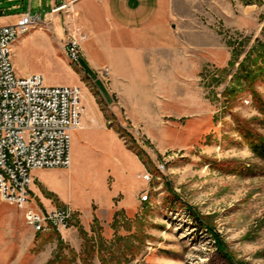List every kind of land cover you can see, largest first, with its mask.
Listing matches in <instances>:
<instances>
[{
  "label": "rangeland",
  "instance_id": "374dc122",
  "mask_svg": "<svg viewBox=\"0 0 264 264\" xmlns=\"http://www.w3.org/2000/svg\"><path fill=\"white\" fill-rule=\"evenodd\" d=\"M28 3L0 0V14ZM174 9L165 31L150 28L136 41L113 38L108 52L98 50L99 69L89 67V45L82 41L90 64H74L86 112L73 135V226L64 234L37 233L24 211L0 194V264H59V251L69 257L75 252L82 264V228L96 244L93 264H264V163L242 129L264 135V69L251 84L236 81L235 92L228 94L240 63L250 52L253 59L251 50L264 42V0H174ZM35 30L54 40L56 64L47 62L44 50L31 59L16 42V71L41 70L46 83H59V61L71 62L65 49L59 51V20L29 32ZM235 49L240 55L232 67ZM105 67L108 75L101 73ZM85 130L116 132L119 142L109 140L108 146L124 162L118 146H133L144 170L123 175L121 165L104 159L98 148L85 152ZM242 166L247 170L240 172ZM113 193H119L113 203L124 199L127 206L114 207L115 214L121 211L116 228L115 214L108 215ZM172 193L176 201L169 198ZM218 239L227 253L219 250Z\"/></svg>",
  "mask_w": 264,
  "mask_h": 264
},
{
  "label": "built area",
  "instance_id": "2783aa9c",
  "mask_svg": "<svg viewBox=\"0 0 264 264\" xmlns=\"http://www.w3.org/2000/svg\"><path fill=\"white\" fill-rule=\"evenodd\" d=\"M53 12L64 16V49L69 60L80 67L85 56L82 41L87 35L77 25L73 2L63 1ZM49 21L26 12L17 22L0 25V194L24 211L35 232L63 234L72 228L75 210L70 205L48 212L37 210L31 205L30 188L33 171L71 167L73 133L86 112L83 88L49 85L41 73L20 76L13 59L17 40ZM101 71L108 75L110 69ZM143 178L151 180L149 174Z\"/></svg>",
  "mask_w": 264,
  "mask_h": 264
},
{
  "label": "crops",
  "instance_id": "0c3cea01",
  "mask_svg": "<svg viewBox=\"0 0 264 264\" xmlns=\"http://www.w3.org/2000/svg\"><path fill=\"white\" fill-rule=\"evenodd\" d=\"M63 1L73 2L77 12V24L87 35L85 42H88L87 45H89V48L86 47L89 62H91L89 67L93 69L102 67L98 64V50L108 52V48L113 47V38L123 35L136 41L143 37L145 32L150 33V28H154V30L162 28L161 30L165 31L167 25L173 24V18L176 16L174 0H47L45 3H43V0H29L28 6L21 11L0 14V25L15 23L26 12L42 15L40 12H33L35 8L41 10L44 12L43 17H48L51 21L53 19L55 21L59 20V51H63L65 33L62 29V20L64 16L53 12L54 7ZM50 6H52V9H48ZM20 45L25 48L31 59L35 57L38 50H44L47 55V62L56 64L53 57L54 40L48 33L38 30L31 31L17 40V46ZM134 46L139 48L137 44H132V47ZM123 47L130 48L126 43ZM82 60L89 63L85 56ZM25 64L29 66V62ZM15 65H19L16 60ZM53 70L55 69L53 68ZM34 73H41L44 78L46 77V74L41 70H27L20 76ZM59 78V83L52 82L49 85H77L79 83V75L74 64L72 65L69 61H59ZM83 137L84 141L82 143L85 152L93 147L98 148L96 150L105 155L104 159L115 160L121 165V174L126 175L132 169L140 170V174L144 170L145 165L143 162L127 146H118L119 151L121 150L123 156L126 157L125 162L116 156L112 146H108L109 140L110 142H119V136L116 132L85 130ZM71 168L72 165L70 168H44L33 171L30 197L31 205L35 209L48 212L60 206L70 205L72 207L74 180ZM110 177L114 180L112 172ZM134 192V194H138L140 190L135 189ZM117 195L119 193L112 194L108 215L113 214L118 209L127 207L124 199L119 201L118 205L113 203V198Z\"/></svg>",
  "mask_w": 264,
  "mask_h": 264
},
{
  "label": "trees",
  "instance_id": "16d2710c",
  "mask_svg": "<svg viewBox=\"0 0 264 264\" xmlns=\"http://www.w3.org/2000/svg\"><path fill=\"white\" fill-rule=\"evenodd\" d=\"M251 51H253L256 54V56L252 59L251 58V52H250L248 54V56L245 57V59L240 63V66L237 69L235 75H233L234 85L231 88H229L228 94H233L235 92V86L237 85L235 83L236 81H238L240 79H244L246 83L251 84L252 81H254L256 79V77H258V75L263 72V69H264V42H260V44L257 45V47H253V49ZM239 53L240 52L235 49L233 58L231 59V61L229 63L232 67H234L236 65V63H238L239 55H240ZM258 60H261L260 64H257ZM252 93L254 95L255 100L258 101L259 105H261L260 100H258L259 97H258L257 92L255 90H252ZM261 111L264 112V106L263 107L261 106ZM242 129L244 131V134L248 140V143H249L251 149L253 150L255 155L264 163V135L258 133L257 131H255L253 129L246 128L243 125H242ZM119 133H120L121 137H125L127 134V132L125 130H122V129L119 130ZM132 141H133V143H135L134 138L132 139ZM128 148L132 149L134 147L128 145ZM138 154L140 156V153H138ZM243 168L246 169V167L242 166L239 171L240 172L244 171ZM252 168H249V169H252ZM255 170H257V169H255ZM172 196L174 197V199L171 196H169V198L172 199V201H176L175 200L176 195L173 194ZM120 214H121V211H117L115 214L114 221H113V225L115 228L117 227V223H118L117 217ZM190 214H191V217H193L192 219H194L196 224H198L199 221H201V220H199V217L196 216V214L193 212V210L190 212ZM208 228L211 232H214V228L211 225H208ZM81 233L83 234V236L86 237V247H85L84 254L81 257L82 264H93L92 259L95 256V254L97 253L96 244L94 241L87 238V236H86L87 234H86L85 230H83V228L81 229ZM215 235H216V238H219V236L216 233H215ZM217 243L219 245L218 246L219 250L222 252V254L227 253V250L224 248L223 242H221L220 239L217 240ZM134 251H135V248H133L132 252H134ZM60 252L61 251H59V264H71V263L79 264L75 260V256L77 254L75 252H73V250H72L73 257H69L67 255L60 254ZM98 252L100 253V251H98ZM47 264H52V261H49ZM233 264H249V263L245 262L243 260H237Z\"/></svg>",
  "mask_w": 264,
  "mask_h": 264
}]
</instances>
